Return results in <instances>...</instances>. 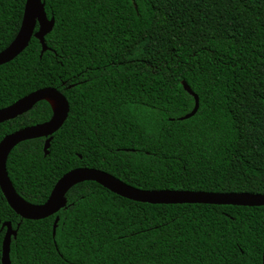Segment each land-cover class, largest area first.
<instances>
[{"label": "trees", "instance_id": "1", "mask_svg": "<svg viewBox=\"0 0 264 264\" xmlns=\"http://www.w3.org/2000/svg\"><path fill=\"white\" fill-rule=\"evenodd\" d=\"M54 26L0 66V109L45 88L69 111L51 137L9 154L17 196L41 205L73 169L143 191L264 195V0H41ZM25 0H0V52ZM37 31V26L35 28ZM198 109L189 114L194 100ZM49 105L0 124V141L47 122ZM39 221L18 217L10 264H261L264 207L149 205L84 182ZM58 218L55 235L52 228Z\"/></svg>", "mask_w": 264, "mask_h": 264}, {"label": "water", "instance_id": "2", "mask_svg": "<svg viewBox=\"0 0 264 264\" xmlns=\"http://www.w3.org/2000/svg\"><path fill=\"white\" fill-rule=\"evenodd\" d=\"M37 26V31L35 28ZM54 26L53 18L47 19L44 5L41 0H25L22 22L19 31L10 45L0 52V66L15 59L27 47L33 37L41 45V54L47 50L44 38ZM183 90L193 98L192 111L179 118L186 120L195 115L198 109V98L191 92L185 83ZM48 97L55 99L52 106ZM46 102L51 111V118L42 124L20 129L6 135L0 141V192L8 207L22 220L39 221L51 217L63 209L66 205L65 194L73 186L92 182L101 188L122 199L149 205H214L257 208L264 207V195L254 194H223L189 191H143L135 189L119 181L113 176L95 169L79 168L64 174L53 186L49 197L41 205H29L22 201L15 193L7 176L6 161L10 152L20 143L28 140L44 138L43 154L48 155L51 136L57 132L65 122L69 107L66 99L54 89H40L19 100L12 105L0 109V124L13 120L27 113L36 103ZM58 218L55 219L52 228V237L55 235ZM5 234L2 242L1 264H10L9 246L11 238L16 237L18 227L13 230L10 223L2 224ZM261 264H264V245L262 249Z\"/></svg>", "mask_w": 264, "mask_h": 264}, {"label": "bare ground", "instance_id": "3", "mask_svg": "<svg viewBox=\"0 0 264 264\" xmlns=\"http://www.w3.org/2000/svg\"><path fill=\"white\" fill-rule=\"evenodd\" d=\"M45 89H52V88H45ZM55 90V89H54ZM56 91V90H55ZM57 92V91H56ZM59 93V92H58ZM60 94V93H59ZM61 95V94H60ZM62 96V95H61ZM47 101H49V103H51L52 104V106H55V103H56V101H55V99L54 98H52V97H48L47 98ZM67 119V118H66ZM99 186V185H98Z\"/></svg>", "mask_w": 264, "mask_h": 264}]
</instances>
